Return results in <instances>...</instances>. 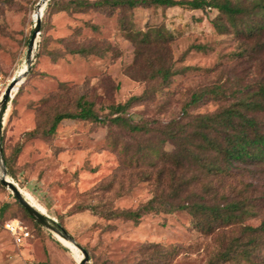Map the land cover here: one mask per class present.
<instances>
[{"label": "rangeland", "instance_id": "374dc122", "mask_svg": "<svg viewBox=\"0 0 264 264\" xmlns=\"http://www.w3.org/2000/svg\"><path fill=\"white\" fill-rule=\"evenodd\" d=\"M40 2L0 0V101L13 78L26 70ZM51 12L48 5L43 7L34 65L8 103L3 150L14 172V178L9 179L33 206L88 252V264H208L230 240L241 237L245 227H260L264 221V166L243 168L232 178L214 181L221 195L238 202L253 201L252 213L259 216L232 222L211 236L197 231L187 212L149 213L134 223L106 221L90 211L79 212L77 207L85 203L88 192L116 171L123 158L121 149L161 146L165 137L160 130L165 125L184 118L185 113L190 119L213 114L239 97L226 102L208 90L219 89L229 96L264 83V51H256L255 44L232 34L217 33L211 24L216 11L204 15L180 8H150L125 14L135 31H161L173 36L142 58L121 32L118 18L123 13L110 17L93 11L72 15ZM89 26H96L99 33ZM96 41L103 47L110 46V53L103 59L66 55L52 60L51 52L60 54L67 44L76 47ZM158 54L166 66L181 72L163 93L157 92L159 80H151L157 66L152 69L147 61ZM203 91L207 93L201 102L184 112L193 94ZM134 96L144 100L134 105L130 115L134 123L151 124L148 136L73 120L62 122L51 136L43 134L58 113H75L81 97L94 103L98 115L104 118L110 105L124 104ZM258 120L264 125V112ZM161 147L168 152L174 150L169 142ZM141 166L125 168L119 174L118 183L125 185L123 196H107L115 209L137 211L157 194L154 180L142 181L149 165ZM19 205L0 182V264H79L83 254L78 248L66 245L31 220ZM10 221L21 222L32 233L21 247L5 230ZM263 251L256 254L255 264H262Z\"/></svg>", "mask_w": 264, "mask_h": 264}, {"label": "trees", "instance_id": "16d2710c", "mask_svg": "<svg viewBox=\"0 0 264 264\" xmlns=\"http://www.w3.org/2000/svg\"><path fill=\"white\" fill-rule=\"evenodd\" d=\"M150 8H180L200 11L204 15L209 11H216L217 15L211 20V24L217 33L232 34L255 44L256 51H264V43H261L264 41V0H51L48 4L51 13L72 15L93 11L110 17L123 13L118 18L121 32L136 47L140 58L156 46L161 48L162 44L173 37L168 32L133 29L131 20L125 14ZM89 28L92 32L99 33L96 26ZM72 45L67 44L60 54L51 52L52 60L56 62L66 55L103 59L110 53V46L103 47L98 41L76 47ZM197 50L200 51V48ZM147 61L152 69L157 66L151 73V80H159L157 92L166 91L174 78L181 74L173 66H166L160 54L156 58L148 57ZM189 70L190 68H185V71ZM208 92L225 98L226 102L235 100L238 95L240 98L213 114L198 115L190 119L188 113H185L184 118L175 119L162 127L160 132L165 138L160 141L161 146L169 142L174 146L171 152L159 145H139L135 151L121 149L123 158L119 167L86 194L87 200L77 207L78 211H90L106 221L124 220L134 223H138L149 213L187 212L192 217L195 229L207 236L232 222H245L247 218L258 217L259 214H254L251 210L255 207L253 201L243 199L238 202L225 194L221 195V190L214 186V181L232 178L243 168L264 166V125L258 120V115L264 112V83L232 92L229 96L219 89ZM206 93L207 91L193 94L183 111L199 104ZM143 100V97L134 96L124 104H112L108 107L109 113L103 118L98 115L94 103L81 97L76 102L75 113H58L50 128L43 134L51 136L62 122L73 120L114 126L139 137L148 136L152 132L151 124L134 123L130 115L134 105ZM4 158L8 174L14 178L5 153ZM146 164L149 169L142 175V181L154 180L157 194L137 211H119L112 207L107 196L114 195L118 199L125 192V185L118 183L119 174L125 168L141 169V165ZM19 207L34 221L21 205ZM4 211L5 209L1 214ZM263 250L264 221L258 228L245 227L241 237L230 240L226 248L218 251L208 264H255L258 259L256 254ZM260 260L264 264V256Z\"/></svg>", "mask_w": 264, "mask_h": 264}, {"label": "water", "instance_id": "95a60500", "mask_svg": "<svg viewBox=\"0 0 264 264\" xmlns=\"http://www.w3.org/2000/svg\"><path fill=\"white\" fill-rule=\"evenodd\" d=\"M45 1V6L48 5V2L50 0H43ZM40 3L38 4L36 8L37 10L40 11L39 8ZM41 22H42V17L41 15L39 17H36L35 19V26L34 30L32 33V37L30 39L29 45H28V50H27V55H26V70L25 72L19 76L18 78H13L9 86L7 87L1 101H0V169H1V176H0V182L3 186L7 187L13 194L14 198L16 201L28 212V214L37 222L41 227L44 229L50 231L51 233L56 234L60 238L72 243L76 248H78L82 254L83 258L79 262V264H88L89 263V254L88 252L79 246L75 240L72 238V236L65 231L61 226L56 224L53 220H51L49 217H47L44 213L40 212L36 207H34L23 195L22 191L15 185L13 181L9 179L8 175V169L5 164V158H4V152H3V120L4 116L7 111V106L12 98V93L14 89L17 87L19 83H23L24 80L27 78L29 75L35 61L36 57V51L38 48V39L39 35L41 33Z\"/></svg>", "mask_w": 264, "mask_h": 264}, {"label": "built area", "instance_id": "2783aa9c", "mask_svg": "<svg viewBox=\"0 0 264 264\" xmlns=\"http://www.w3.org/2000/svg\"><path fill=\"white\" fill-rule=\"evenodd\" d=\"M4 227L5 230L11 234L14 244L18 247L23 246L33 237L32 233L28 231L27 228H25L19 221H10L6 223Z\"/></svg>", "mask_w": 264, "mask_h": 264}, {"label": "bare ground", "instance_id": "6f19581e", "mask_svg": "<svg viewBox=\"0 0 264 264\" xmlns=\"http://www.w3.org/2000/svg\"><path fill=\"white\" fill-rule=\"evenodd\" d=\"M44 6H45V1L41 0L40 5H39L40 11L37 10V12H36V17H39V16L41 15ZM24 72H25V71H24ZM24 72H23V73H24ZM23 73H22V74H23ZM22 74H21V75H22ZM21 75H20V76H21ZM20 84H22V82L19 83L18 85H20ZM18 85H17V86H18ZM15 89H16V88H15ZM15 89H14V90H15ZM13 92H14V91H13ZM34 207H35V206H34ZM60 239H62V238H60ZM62 241H63L66 245H68V246H70V247H72V248L75 247L72 243H70V242H68V241H66V240H64V239H62ZM73 246H74V247H73ZM75 248H76V247H75ZM75 256H76V255H75Z\"/></svg>", "mask_w": 264, "mask_h": 264}, {"label": "crops", "instance_id": "0c3cea01", "mask_svg": "<svg viewBox=\"0 0 264 264\" xmlns=\"http://www.w3.org/2000/svg\"><path fill=\"white\" fill-rule=\"evenodd\" d=\"M58 238H60V237H58Z\"/></svg>", "mask_w": 264, "mask_h": 264}]
</instances>
